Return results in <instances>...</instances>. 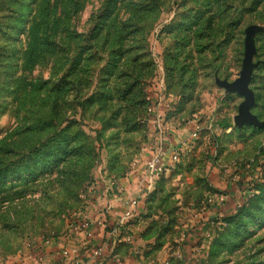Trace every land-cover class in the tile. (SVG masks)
<instances>
[{
	"label": "rangeland",
	"instance_id": "1",
	"mask_svg": "<svg viewBox=\"0 0 264 264\" xmlns=\"http://www.w3.org/2000/svg\"><path fill=\"white\" fill-rule=\"evenodd\" d=\"M106 1L0 0L1 137L25 150L65 128L80 135L60 166L0 194V264L67 236L97 193L109 202L165 123L181 140L199 134L155 181L136 262L264 264V126L235 124L246 69L250 113L264 123V0H116L107 18ZM83 145L87 156L74 151Z\"/></svg>",
	"mask_w": 264,
	"mask_h": 264
},
{
	"label": "crops",
	"instance_id": "2",
	"mask_svg": "<svg viewBox=\"0 0 264 264\" xmlns=\"http://www.w3.org/2000/svg\"><path fill=\"white\" fill-rule=\"evenodd\" d=\"M160 135H164L160 136V139L162 140L164 149L167 153L171 152L173 147H175L182 141L181 138H177L175 136V134L173 133L172 126H170L168 123H165L163 125ZM167 136H171V138H168ZM169 139H171L173 143H171ZM168 158L169 156H166L162 163V167H167ZM136 181L137 180L135 179V177H127L125 179L118 180V186L120 187L122 192L120 195H117V188L115 186L113 190H110L111 195H108L109 198L111 197V200H109V202L103 203L102 201L104 198L100 197L101 194L97 193L95 195L96 201L93 205L97 203V206L89 207L88 209L90 213L88 212L87 214H85V216L90 221L89 232L92 236L90 241H88L89 244H87V246H85L86 244L83 240L84 238L81 236H72L65 238L61 237L55 243L52 242L47 245H43L42 248L36 249L35 251L30 250L25 254V257L22 260H18V264H39L40 260L42 259L49 264H73L69 260H65L64 258H62L61 250L64 247L66 249H75L84 262L88 261L87 255H89L91 249L102 245L104 234L106 232L105 229L107 227H112L113 224L117 221V219L121 216V214L126 208V201L137 198L139 196L136 190ZM150 194L144 201L140 202L138 217L129 224L128 231L133 233V241L131 242V244L120 243L115 247L113 251V255L117 258H120L118 253L122 250L127 251L128 249L127 255L122 256L124 258V261L129 263H137L135 259L139 251L136 250L135 243L141 242L142 236L138 237V235H135L134 233H142L146 231V226L148 224L149 219L143 220L142 215H146L149 209V205L146 204V201L148 200ZM100 206H102V208H99ZM93 207H95L94 211H92ZM82 251L84 252L82 253ZM113 255H109V252H107V250H104L98 260L102 264H111L110 258H113Z\"/></svg>",
	"mask_w": 264,
	"mask_h": 264
},
{
	"label": "built area",
	"instance_id": "3",
	"mask_svg": "<svg viewBox=\"0 0 264 264\" xmlns=\"http://www.w3.org/2000/svg\"><path fill=\"white\" fill-rule=\"evenodd\" d=\"M148 113L154 118L155 122L163 120L164 114L157 112L154 108H149ZM162 129L159 128V134H161ZM198 127L197 125L192 129V132L189 134L188 139L182 140L178 145L173 147L171 152H166L164 149V145L162 140L160 139L156 142L153 150L147 160L143 164V170L141 172H136L133 170L129 177H135L136 181V190L139 194L137 198L127 200L125 203V210L121 214V216L117 219V221L113 224L112 227H107L105 229L104 239L102 245L99 247H95L91 249L89 255H87L88 261H83L77 253L75 249H66L65 247L61 250V256L65 260H69L73 264H102L99 262L98 258L101 257L102 252L107 250L109 255H113V251L115 247L120 243H127L131 244L133 241V236L129 233L128 227L130 222L134 221L138 217V210L141 201H144L147 196L153 192L155 181L161 175L162 170L165 167H162V163L166 156H169L167 162V166H173L178 164L181 154L180 152L184 151V149H189L188 145L190 141H194L198 138ZM189 141V142H188ZM116 186L117 191L116 194L120 195L122 190L118 186V183H114L111 186L110 190H113ZM102 197L105 195L101 194ZM108 207V206H107ZM90 221L84 215L82 216H75L73 218L72 223L69 224V234L65 237H72V236H81L84 239L85 246H87L88 241L92 238L91 233L89 232ZM62 237V238H65ZM60 238H55L50 241H45L40 243V248L43 245H47L49 243H55ZM39 249V248H38ZM111 259V264H138L135 262L129 263L120 258H117L113 255ZM39 264H49L45 260H40Z\"/></svg>",
	"mask_w": 264,
	"mask_h": 264
},
{
	"label": "trees",
	"instance_id": "4",
	"mask_svg": "<svg viewBox=\"0 0 264 264\" xmlns=\"http://www.w3.org/2000/svg\"><path fill=\"white\" fill-rule=\"evenodd\" d=\"M115 3L116 0H107L101 10L100 16H108V13L112 8H114ZM190 20L192 21V19ZM131 22L132 19H129L125 24L122 25V29L125 30L126 28H128L131 24H133ZM98 33H100V31L97 32L96 35ZM196 35H198V33ZM95 36L91 34L89 37H84L83 41H86L85 43L88 44V47L91 46L90 41L93 40ZM114 38L116 39L115 44H120L122 43V40H124L125 36L121 34L120 30L119 33H116ZM114 46L115 50H119L116 48V45ZM74 57V60L76 62L79 61L80 52H78ZM27 128L30 129L32 128V126H28ZM27 132L29 131L27 130ZM17 133L18 129L15 130L12 134L14 136ZM9 138L12 137H9L7 135L5 137H1L0 133V194L7 191H13L21 184H24V186H26L27 184L37 181L38 177L41 174H43L44 172L46 173V171L48 172V170H46L48 167H54L57 163H59L60 166L61 163L64 162V159H66L68 143H77V141H79L78 139H80V135L77 134V137H75L74 135L70 138L66 137L65 128L60 130L58 134L52 136L51 139L46 140L38 145H31L25 150L18 149V142H15L13 139ZM83 138L84 141L89 145V142H91L90 138H88L87 136H83ZM90 150L91 149L87 145L76 147L74 149V151L78 152L83 151L85 156L88 155ZM249 191L250 201L252 198L254 200L257 198V196H259L258 187L251 188L249 189ZM154 199L155 194L151 193L148 200L146 201V204L151 207L150 204L154 202ZM19 213L26 214V211L22 208ZM225 218L226 217L224 216L223 219Z\"/></svg>",
	"mask_w": 264,
	"mask_h": 264
},
{
	"label": "water",
	"instance_id": "5",
	"mask_svg": "<svg viewBox=\"0 0 264 264\" xmlns=\"http://www.w3.org/2000/svg\"><path fill=\"white\" fill-rule=\"evenodd\" d=\"M249 69H246L242 75L239 83L236 85L238 94L244 99L243 104L240 107L239 115L235 118V124L237 127L252 126L255 128H262L264 123H259L258 120L251 115L250 110L254 103V97L248 91L247 85L249 82Z\"/></svg>",
	"mask_w": 264,
	"mask_h": 264
}]
</instances>
